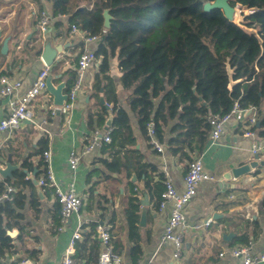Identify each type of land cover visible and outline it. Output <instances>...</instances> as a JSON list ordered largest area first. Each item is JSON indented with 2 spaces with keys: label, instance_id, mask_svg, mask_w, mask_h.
Listing matches in <instances>:
<instances>
[{
  "label": "crops",
  "instance_id": "1",
  "mask_svg": "<svg viewBox=\"0 0 264 264\" xmlns=\"http://www.w3.org/2000/svg\"><path fill=\"white\" fill-rule=\"evenodd\" d=\"M40 2L43 8L34 0H0V77L6 75L20 81L23 84L20 94L26 92L46 65L42 57L46 52L53 57L50 66L53 84L57 87L65 83L68 93L74 84V67L82 50L79 43L84 32L72 31V24L77 23L75 12L55 18L49 3ZM94 7L87 8L93 11ZM43 10L52 15L47 33H41L38 25ZM4 44L7 46L5 52ZM58 48H62L61 53L57 52ZM101 61L98 58V64L87 72L84 89L70 114L59 111L52 95L46 91L34 102L35 119L0 137V168L11 162L19 167L12 173V181L17 174H24L35 185L34 192L28 187L23 189L25 205L17 210L22 216L20 226L7 230L8 236L9 232L14 234L9 237L15 248L0 256V264H17L20 258L34 260L37 264H61L79 228H82L81 238L75 242L72 258L78 264H99L105 244L99 238H86L83 227L100 222L111 227L110 246L123 258L122 264H240L241 258L233 257L230 251L241 246H249L258 254L264 248V167L258 166L231 182L223 177L233 168L256 161L250 152L252 141L241 136L239 124H229L216 145H211L209 138L204 150L199 143L178 154L173 153L175 148L170 141L179 132L168 128L165 141H159L163 151L158 152L152 145L155 137L151 136L150 127L151 143L130 108L129 93L120 82L123 72L118 57L110 61L109 73L100 76ZM97 77L108 86V98H117V107L122 106L127 111L131 129L122 132L114 129V105L109 104L102 93L99 98L95 96ZM235 83L232 82L229 89ZM102 106L107 110L103 124L98 121V116L103 114ZM8 112L6 98L0 97V120ZM109 112L112 113V127L105 130ZM90 115H97L93 130L88 122ZM107 132H110L111 142L81 158L77 170L72 171L68 161L70 153L80 152L95 133L100 136ZM260 138L264 145V138ZM44 142L51 152L55 181L63 187L74 182L85 200L81 211L71 216L65 225L60 220L61 207L54 189L40 187L36 177L44 167H40ZM259 156L260 161L264 160V153ZM198 157L203 160L204 171L215 180L201 182L195 198L187 206L181 257L176 258L175 246L162 237L172 205L165 210L159 209L160 194L167 175L173 178L176 191L182 192L188 165ZM26 160L32 163L33 171L25 167ZM4 180L0 179V183ZM34 194L40 205L38 209L32 207ZM145 196L148 205L143 204ZM135 199L139 206V222L132 229L127 210ZM22 233H25L23 241L19 239ZM229 234L233 236L228 241L225 236ZM242 237H249V244H242ZM25 250L33 251V256L24 253Z\"/></svg>",
  "mask_w": 264,
  "mask_h": 264
},
{
  "label": "trees",
  "instance_id": "2",
  "mask_svg": "<svg viewBox=\"0 0 264 264\" xmlns=\"http://www.w3.org/2000/svg\"><path fill=\"white\" fill-rule=\"evenodd\" d=\"M34 1L43 8L40 0ZM45 1L55 18L75 12L77 24L86 35H98L105 29L104 12L109 11L111 27L96 51L97 59H102L99 75L109 73L110 61L117 56L123 72L120 82L129 93L130 108L150 143L149 127L154 124V137L161 143L168 128L179 132L170 141L174 154L184 153L186 147L199 143L204 150L212 130L209 115L229 113L236 101L243 108L258 109L259 136L264 138V0H232V7L241 5L253 11L241 25L235 24V20L234 24L227 21L219 9L206 12L204 5L214 0ZM78 4L86 7L79 8ZM93 5L94 10L89 11ZM99 77L94 86L95 96L99 98L102 93L114 105V129L118 132L131 129L127 111L117 107V98H108V86ZM232 82L236 83L229 89ZM102 109L103 114L98 116L101 124L107 113L106 107ZM96 117L88 118L90 130L95 127ZM47 149L48 143L44 142L41 154ZM25 162V167L33 171L32 163ZM42 166L37 179L46 175L43 161ZM25 178L24 174H17L16 180L5 179L0 183V196L6 193L7 185L17 191L13 192L12 200L0 204V256L15 248L7 230L20 226L22 216L17 210L25 205L23 189L28 187L33 192L35 189L34 183ZM31 201L32 207L38 209L35 194ZM138 212L135 199L127 210L132 229L139 222ZM95 224L83 227L86 238L98 239ZM24 238L22 233L19 239ZM249 240L241 238L244 245ZM22 260L18 259L17 264Z\"/></svg>",
  "mask_w": 264,
  "mask_h": 264
},
{
  "label": "built area",
  "instance_id": "3",
  "mask_svg": "<svg viewBox=\"0 0 264 264\" xmlns=\"http://www.w3.org/2000/svg\"><path fill=\"white\" fill-rule=\"evenodd\" d=\"M252 14V13H251ZM52 15L49 11L43 10L39 17V30L41 33H47L51 27ZM72 31L75 33L81 32L79 24H72ZM98 35H86L84 33L80 44L82 50L76 58V65L74 67L75 80L72 88L67 94V99L63 101V105L58 107L59 111L68 115L77 106V99L80 92L84 89L86 74L89 70L98 64L96 51L100 46L104 35L107 33V28ZM51 74L50 66L47 64L41 70L38 78L33 83L34 85L24 93H21L23 84L20 81L14 80L6 75L0 77V97L6 98L9 112L0 120V137L5 133H10L21 129L26 122H32L35 119L33 113L34 102L46 92L47 79ZM258 109L255 107L243 108L239 101L234 103L231 111L227 114L209 115V123L211 125V145H216L225 135L228 125L237 122L240 126L241 136L252 141L250 152L252 156H259L264 153V145L260 143V137L256 128L258 123ZM150 134L155 136V126L150 125ZM95 133L89 143L81 149L80 152L72 151L68 158L69 165L72 171H76L81 164V158L88 156L94 151L100 150L105 143L111 142L110 132L98 136ZM155 150L162 152L163 148L157 139H152ZM260 159L261 156H259ZM51 152L45 151L43 153V162H45L46 175L40 178L39 186L54 189L56 200L61 207L60 220L62 225L66 224L68 219L74 214H78L85 200L77 191L76 184L70 183L67 187L58 185L55 181L51 171ZM44 169V168H43ZM164 181V190L160 194L159 209L165 210L171 204L168 215L167 224L163 233V240L172 242L175 246V257H181L184 232L187 226L185 217V210L187 206L193 201L197 194L199 184L203 181L215 180V178L204 171L202 158H197L189 163L188 169L184 174V190L177 192L174 186L173 178L166 176ZM14 189L7 188L6 193L0 196V204L6 200H12ZM96 235L102 243L105 244V249L99 256V264H122L123 258L115 253L110 246L112 241L111 227L105 223H97ZM82 228L74 235L73 241L64 256L61 264H78L74 261V245L75 242L81 238ZM230 254L235 258H241L240 264H264V248L258 253H253L251 247L241 246L239 248H232ZM21 264H37L34 260L25 258Z\"/></svg>",
  "mask_w": 264,
  "mask_h": 264
},
{
  "label": "water",
  "instance_id": "4",
  "mask_svg": "<svg viewBox=\"0 0 264 264\" xmlns=\"http://www.w3.org/2000/svg\"><path fill=\"white\" fill-rule=\"evenodd\" d=\"M232 0H214V2H208L204 5V10L206 12H211L214 11L215 9H219L223 12L224 18L229 21L230 23H233V16H234V12L235 9H237V7H241V5H237V6H231ZM111 16L109 14V11L106 10L104 12V27H106L107 29H109L111 27ZM3 51L5 52L7 50V46L4 44L3 45ZM62 48H58L57 52L61 53ZM44 62L48 65L51 66L52 62H53V57L52 55H50L49 53H43L42 55ZM53 79L54 77L50 74L48 79H47V89L46 91L49 92L52 97H53V103L56 107H60V105H63V101H65L67 99V94L65 92L66 90V85L65 83H61L59 86H55L53 84ZM103 102V100L101 101ZM105 103V102H103ZM109 109V107L107 108ZM112 113L109 112V117L107 119V123H106V127L105 130H109V128L112 127ZM258 126H260V123L258 124ZM258 166H263L264 167V160L260 161V157L256 156V161L251 162L248 165H244V166H239L237 168H233L232 170L226 172L225 174H223V177L226 181H233L234 180H238V178L250 173L251 170L256 169ZM18 166L13 165L11 162H7V164L3 167L0 168V179L4 180V179H13V175L12 173L16 170H18ZM33 181L35 182V184L38 185V181H36L35 179H33ZM145 200L143 201L144 205H148V200L146 201V196L144 197ZM145 218L142 217V221ZM9 236H11V233L9 232ZM233 235L229 234L227 236H225L226 240H231V237Z\"/></svg>",
  "mask_w": 264,
  "mask_h": 264
},
{
  "label": "rangeland",
  "instance_id": "5",
  "mask_svg": "<svg viewBox=\"0 0 264 264\" xmlns=\"http://www.w3.org/2000/svg\"><path fill=\"white\" fill-rule=\"evenodd\" d=\"M253 13V11H249V10H246V9H243L241 7H237V9H235V13H234V16H233V20L237 21L235 24H242L243 22V19L246 15H249ZM231 73V72H230Z\"/></svg>",
  "mask_w": 264,
  "mask_h": 264
},
{
  "label": "bare ground",
  "instance_id": "6",
  "mask_svg": "<svg viewBox=\"0 0 264 264\" xmlns=\"http://www.w3.org/2000/svg\"><path fill=\"white\" fill-rule=\"evenodd\" d=\"M234 13H235V12H234ZM11 235H14V234L11 233Z\"/></svg>",
  "mask_w": 264,
  "mask_h": 264
}]
</instances>
